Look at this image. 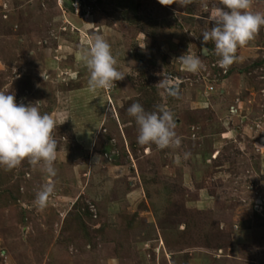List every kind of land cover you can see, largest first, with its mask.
I'll return each mask as SVG.
<instances>
[{
    "label": "rangeland",
    "instance_id": "1",
    "mask_svg": "<svg viewBox=\"0 0 264 264\" xmlns=\"http://www.w3.org/2000/svg\"><path fill=\"white\" fill-rule=\"evenodd\" d=\"M217 2L0 0V91L40 102L58 152L55 177L0 167V264H264V28L222 69L201 43ZM96 34L125 77L93 91ZM136 102L174 113L178 148L137 143Z\"/></svg>",
    "mask_w": 264,
    "mask_h": 264
},
{
    "label": "clouds",
    "instance_id": "2",
    "mask_svg": "<svg viewBox=\"0 0 264 264\" xmlns=\"http://www.w3.org/2000/svg\"><path fill=\"white\" fill-rule=\"evenodd\" d=\"M162 5L173 3L185 8L194 0H159ZM254 0H218L209 10L206 22L212 24L201 33L202 45H214L212 53L217 56L222 69L230 68L238 59V49L253 41L264 28V11L253 10ZM184 68L197 73L206 66L197 55L179 57ZM82 61L88 71V87L111 89L125 74L118 69L117 58L111 45L101 35L92 37L89 47L82 49ZM173 95L176 93L173 92ZM40 102L17 104L14 94L0 91V167L11 171L27 161L39 168L46 176L55 177V162L58 158L57 141L53 136L56 121L48 113L40 111ZM137 125V143L141 146L155 145L159 150L178 148L181 138L176 132L174 113L167 106H157L146 111L136 102L127 109ZM190 155L185 153V156ZM54 194V185L45 183L36 191L34 204L45 208Z\"/></svg>",
    "mask_w": 264,
    "mask_h": 264
},
{
    "label": "water",
    "instance_id": "3",
    "mask_svg": "<svg viewBox=\"0 0 264 264\" xmlns=\"http://www.w3.org/2000/svg\"><path fill=\"white\" fill-rule=\"evenodd\" d=\"M203 55L206 56V49H203Z\"/></svg>",
    "mask_w": 264,
    "mask_h": 264
},
{
    "label": "built area",
    "instance_id": "4",
    "mask_svg": "<svg viewBox=\"0 0 264 264\" xmlns=\"http://www.w3.org/2000/svg\"><path fill=\"white\" fill-rule=\"evenodd\" d=\"M220 67V66H219Z\"/></svg>",
    "mask_w": 264,
    "mask_h": 264
}]
</instances>
